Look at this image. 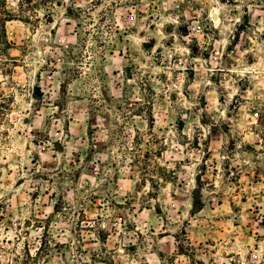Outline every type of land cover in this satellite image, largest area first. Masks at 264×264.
<instances>
[{
	"label": "rangeland",
	"instance_id": "1",
	"mask_svg": "<svg viewBox=\"0 0 264 264\" xmlns=\"http://www.w3.org/2000/svg\"><path fill=\"white\" fill-rule=\"evenodd\" d=\"M4 17L0 264H264V0Z\"/></svg>",
	"mask_w": 264,
	"mask_h": 264
},
{
	"label": "trees",
	"instance_id": "2",
	"mask_svg": "<svg viewBox=\"0 0 264 264\" xmlns=\"http://www.w3.org/2000/svg\"><path fill=\"white\" fill-rule=\"evenodd\" d=\"M8 20H10V19H7V18H0V25H1V27L3 28L4 27V25H5V23L8 21ZM2 23V24H1Z\"/></svg>",
	"mask_w": 264,
	"mask_h": 264
},
{
	"label": "bare ground",
	"instance_id": "3",
	"mask_svg": "<svg viewBox=\"0 0 264 264\" xmlns=\"http://www.w3.org/2000/svg\"><path fill=\"white\" fill-rule=\"evenodd\" d=\"M214 17H215V22L218 23L220 19L217 11L214 13Z\"/></svg>",
	"mask_w": 264,
	"mask_h": 264
}]
</instances>
